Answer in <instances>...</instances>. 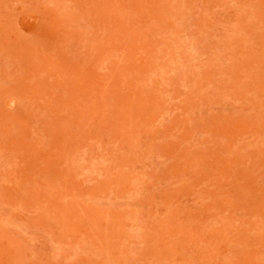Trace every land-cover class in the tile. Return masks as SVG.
Masks as SVG:
<instances>
[{"label": "rangeland", "instance_id": "rangeland-1", "mask_svg": "<svg viewBox=\"0 0 264 264\" xmlns=\"http://www.w3.org/2000/svg\"><path fill=\"white\" fill-rule=\"evenodd\" d=\"M0 264H264V0H0Z\"/></svg>", "mask_w": 264, "mask_h": 264}]
</instances>
